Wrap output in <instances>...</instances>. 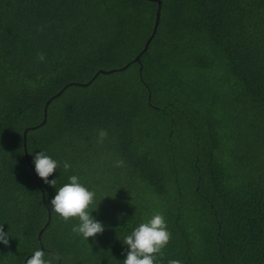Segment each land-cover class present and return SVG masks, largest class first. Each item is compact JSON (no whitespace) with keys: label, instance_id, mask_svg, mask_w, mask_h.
I'll use <instances>...</instances> for the list:
<instances>
[{"label":"trees","instance_id":"16d2710c","mask_svg":"<svg viewBox=\"0 0 264 264\" xmlns=\"http://www.w3.org/2000/svg\"><path fill=\"white\" fill-rule=\"evenodd\" d=\"M156 6L0 0V264L40 241L55 264H122L124 238L157 211L172 239L156 264H264V0H161L140 62L67 85L28 129L26 159L23 129L47 98L134 58ZM40 151L61 162L56 188L34 177ZM72 175L96 191L105 231L87 241L71 231L78 219L51 213L39 241L41 187L50 206Z\"/></svg>","mask_w":264,"mask_h":264},{"label":"clouds","instance_id":"9594fccd","mask_svg":"<svg viewBox=\"0 0 264 264\" xmlns=\"http://www.w3.org/2000/svg\"><path fill=\"white\" fill-rule=\"evenodd\" d=\"M46 59L43 53H38V60ZM108 138L106 129L98 130L97 142L103 144ZM35 171L37 175L46 183L56 188L57 180L49 179L57 169L61 167V162L54 159L44 151H40L34 156ZM125 162L117 160L116 167H123ZM65 171L71 168L68 161L62 165ZM96 191L89 189L77 175L69 177V182L60 187L48 207L51 213L58 215L65 223L70 218L78 219V224L74 225L71 231L88 238L95 237L105 231L102 222L93 217L92 205L96 203ZM9 232L4 231L0 225V242L9 244ZM172 239V233L168 228L167 219L163 212H155L150 219L142 222L130 234L126 235L123 243L127 246L126 259L122 264H156L159 256L163 255V250ZM61 257L59 255L50 256L45 250L37 249L27 258L26 264H55ZM168 264H183L181 260L171 259Z\"/></svg>","mask_w":264,"mask_h":264},{"label":"water","instance_id":"95a60500","mask_svg":"<svg viewBox=\"0 0 264 264\" xmlns=\"http://www.w3.org/2000/svg\"><path fill=\"white\" fill-rule=\"evenodd\" d=\"M155 1L157 2V6H156V10H155V19H154V23H153V26H152L151 33L149 34V36L145 40L143 48L134 56V58H132L130 61H128L127 63H125V64H123L122 66H119V67H113V68H109V69L100 68V69L96 70L95 73L93 74V76L89 80H87V81H84V82H80V81L69 82L68 84L63 85L57 92H55L54 94H52L49 98H47V100L45 101L44 106H43V117H42V120L38 124H33V125L26 126L23 129V132H22V136H23V148H24V152H25V156H26V159L27 160H29L28 151H27V147H26V135H27V131H28V129L35 128V127H37V126H39V125H41V124H43L45 122L46 117H47L48 104H49V102L51 101V99L53 97L59 95L63 91V89L67 85H69V84L88 85L95 78V76L98 73H100V72H102V73H109V72H112V71H115V70H121V69L126 68L129 65V63L132 62V61H138V62H140V56L146 50V48H147L150 40L154 36V34L156 32V29H157V26H158V23H159V20H160L161 0H155ZM140 67H141V65H140ZM32 168H33V172H34V177L36 179L37 178L36 177L37 174H36L35 168L33 166H32ZM41 190H42V199H43V202L47 206V219H46L44 225L39 229V231L37 233V237H38L39 241L41 240V233H42V231L48 225V223L50 221V218H51V212L48 209L49 205L46 203V201L44 199V190H43L42 187H41ZM43 248H44L43 247V244L40 241V249L43 250ZM29 255H31V254H28L27 256H25L22 264H25L26 259L28 258Z\"/></svg>","mask_w":264,"mask_h":264}]
</instances>
